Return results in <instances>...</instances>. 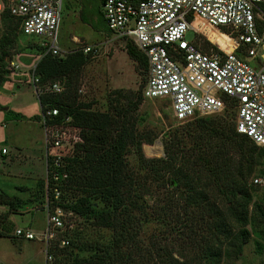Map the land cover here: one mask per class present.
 <instances>
[{
	"label": "trees",
	"instance_id": "obj_1",
	"mask_svg": "<svg viewBox=\"0 0 264 264\" xmlns=\"http://www.w3.org/2000/svg\"><path fill=\"white\" fill-rule=\"evenodd\" d=\"M1 3L0 82L3 73L7 72L5 66L12 58L10 49L17 32L22 35L17 19L6 8V0H1ZM259 9L260 20H263L264 3L259 4ZM78 16L93 30L111 34L102 18L92 22L84 13ZM260 20L256 19V24L262 36L264 52V24L259 23ZM221 44L224 49L231 46L227 39ZM199 48L205 52L208 50ZM34 50L38 52V59L32 74L37 77L38 85L42 88L50 81L62 79L63 86L59 93L42 92L36 95L40 112L54 107L58 112L56 119L68 117L70 123L81 130L82 142L72 147L71 154L63 156L58 168L66 175L57 184L61 183L60 189L71 194L72 199L57 204L104 232L93 238L80 237V227L63 248H69L68 251L57 249L53 252L54 255H63L65 264H136L132 256L137 254L135 238L140 232L141 222H147L150 216L144 208L147 205L143 199L144 194H149L150 184L147 181L158 182L157 188L167 185L170 194L157 207L156 213L161 221L171 224L170 229L175 228L177 235L187 239L195 250L192 256L178 253L181 260L173 257L166 259L165 254H159L165 259L164 264H220L223 257L230 259L240 252L250 233L264 238V189L250 183L264 148L235 131L234 122L230 123L227 118V110L233 112L231 105L226 106L222 117L196 119L200 121H196L197 134L192 136L193 147L185 148L183 140L191 135V130L185 129L164 144L163 157L148 158L142 154L141 144H150L153 138L137 137L131 121L143 98L141 91L132 93L129 89H113L105 99L106 109L95 110L92 101L76 100L78 78L82 66L88 61L87 53L75 48L62 56H52L43 54L38 45ZM124 51L134 63V70L144 72L142 89L146 73L145 57L127 40ZM39 119L40 116L34 118ZM130 146L136 149L138 163L144 168L142 176L128 167L125 157ZM157 149L160 152V148ZM48 162L49 157L46 159ZM52 184L54 186L49 179L43 190ZM40 188H43L42 183ZM174 192L178 193L180 204ZM217 197L224 199L226 205L223 208ZM11 199L13 197L0 191V205L12 207ZM194 227L205 230L206 235L194 234ZM1 229L0 236L6 235ZM227 243L233 250L230 251L232 255L224 251ZM255 248L257 251L262 249L264 253V247L258 241Z\"/></svg>",
	"mask_w": 264,
	"mask_h": 264
},
{
	"label": "built area",
	"instance_id": "obj_2",
	"mask_svg": "<svg viewBox=\"0 0 264 264\" xmlns=\"http://www.w3.org/2000/svg\"><path fill=\"white\" fill-rule=\"evenodd\" d=\"M260 3L264 0H100V12L111 32L110 39L130 41L144 55L143 98L167 101L177 121L220 113L231 105L235 131L261 146L264 145V57L262 36L256 24V19L261 17ZM61 7L62 0H6L9 14L18 21L19 32L36 40L43 54L52 56L67 52L57 43ZM201 26L221 33L231 46L224 49L211 42L212 48L202 51L196 42L201 35L205 36ZM187 31L193 33L190 40L185 39ZM72 40L77 42L75 38ZM78 48L84 54L95 55L97 44L84 43ZM246 58H254L255 64L249 65ZM7 64L18 68L12 60ZM33 68L34 65L30 69L31 82L36 95L62 91L60 80L50 81L41 88L32 74ZM57 114L56 108H47L40 112L38 121L43 130L45 159H50L48 168L45 162L46 177L54 183L49 194L52 208L45 209V228L40 236L47 244L56 239L59 246H64L68 240L57 234L71 229L72 224L57 204L60 196L57 182L66 175L58 168L65 152L82 142V137L78 126L71 124L68 117L56 119ZM6 153L1 147L0 154ZM250 183L264 189V172L253 175ZM12 235L26 240L35 238L28 228H15ZM45 261L51 264L46 253Z\"/></svg>",
	"mask_w": 264,
	"mask_h": 264
},
{
	"label": "rangeland",
	"instance_id": "obj_3",
	"mask_svg": "<svg viewBox=\"0 0 264 264\" xmlns=\"http://www.w3.org/2000/svg\"><path fill=\"white\" fill-rule=\"evenodd\" d=\"M64 3L65 0L61 7L57 30V43L60 49L65 52L78 48L84 43L97 44L95 55L87 53L88 61L81 68L77 90L78 88L82 90L76 91V100L92 101V108L103 111L106 109L105 99L111 90L121 88L129 89L132 93L140 92L144 72L139 73L134 70V63L124 51L125 41L121 38L110 39L111 35L93 30L79 20L78 5L75 2L70 1L66 7ZM0 6H2L1 0ZM260 18L257 19L260 20ZM259 23L264 24V19ZM200 30L205 36L201 35L196 42L200 47L207 48V52L212 48L211 42L222 46L221 42L226 40L221 33L209 27L202 26ZM72 36L76 37L77 42L72 40ZM192 38L193 33L187 31L185 39ZM37 45L36 40L20 36L17 32L10 54L12 55L11 60L18 65V68L13 69L6 64L7 72L3 73V80L0 82V148L7 150L5 155L0 154V191L13 197L12 207L0 205V218L2 219L0 228L2 227L1 232L4 231L6 234L0 236V264H48L45 261V253L51 257V264H65L63 255L58 253L54 255L53 252L57 249H65L68 243L59 246L57 240L54 239L47 244L40 236L45 228V209L52 208L49 193L52 191L53 184L47 190H43L49 182V176L46 177L45 173L46 159L45 152L42 150L43 130L38 121L34 120L35 116H40V108L31 82L30 71L38 59V52L34 50ZM246 61L251 66L255 64L254 58H246ZM168 107L164 99L142 98L132 114L131 121L137 137L153 138L150 144H141V151L145 157H163L164 144L173 135L185 129L191 130V135L183 140L185 148L193 147L192 136L197 134L196 121L217 119L225 113L222 111L223 113L177 121ZM227 111L228 121L233 123L234 114L231 110ZM198 118L200 120H196ZM157 147L160 148V152L156 150ZM261 147L264 148V145ZM71 150L72 148H69L64 155L71 154ZM260 153L262 157L253 175L264 172V149ZM125 159L133 172L139 176L143 175L144 168L138 163L137 151L134 147H129ZM40 183L43 184V188H40ZM147 183L150 184L147 192L149 194H144L143 199L147 205L144 208L150 216L148 215L147 222H141L140 232L135 238L137 254L132 255L134 262L136 264H164L165 259L159 254H165L166 259L173 257L179 260L182 257H179L178 253L192 256L195 253L192 244L188 243L183 236L177 235L175 228L170 229L171 224L161 221L159 214L156 213L157 207H160L164 198L170 194L167 185L157 188L158 182L147 181ZM60 185H58L59 203L70 202L71 194L60 189ZM174 193L180 204L178 193ZM216 199L220 207L223 208L226 205L224 199L218 197ZM64 210L66 218L71 220L72 228L61 231L57 237L64 236L69 241L72 234L80 227L82 229V232H78L80 237L93 238L97 234L104 233L101 228L94 227L72 211ZM15 228H28L35 234V238L32 240L16 238L12 235ZM246 228L249 230L248 226ZM193 233L206 235V231L198 227L193 228ZM256 241L264 247V238L250 233L247 241L242 244L240 252L230 259L223 257L220 264H264L263 250H256ZM224 248V251H229L232 255L230 251L233 250L228 243L224 245ZM64 249L62 252L68 251L69 248Z\"/></svg>",
	"mask_w": 264,
	"mask_h": 264
},
{
	"label": "crops",
	"instance_id": "obj_4",
	"mask_svg": "<svg viewBox=\"0 0 264 264\" xmlns=\"http://www.w3.org/2000/svg\"><path fill=\"white\" fill-rule=\"evenodd\" d=\"M70 1L75 2L78 5V15L79 13H84L85 17L92 22H95L98 17L102 18L100 12V0H65L64 3L65 7L68 6V3ZM62 5H63V0H62ZM72 38L76 39L75 36H72ZM261 56L264 57L263 51ZM42 150H44L43 138H42Z\"/></svg>",
	"mask_w": 264,
	"mask_h": 264
},
{
	"label": "bare ground",
	"instance_id": "obj_5",
	"mask_svg": "<svg viewBox=\"0 0 264 264\" xmlns=\"http://www.w3.org/2000/svg\"><path fill=\"white\" fill-rule=\"evenodd\" d=\"M220 45H222V44H220ZM220 47H222V48H224V46L222 45V46H220ZM169 108V107H168Z\"/></svg>",
	"mask_w": 264,
	"mask_h": 264
}]
</instances>
